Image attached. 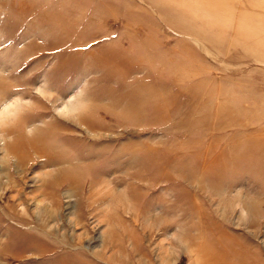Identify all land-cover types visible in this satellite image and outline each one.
Returning <instances> with one entry per match:
<instances>
[{
  "label": "rangeland",
  "instance_id": "rangeland-1",
  "mask_svg": "<svg viewBox=\"0 0 264 264\" xmlns=\"http://www.w3.org/2000/svg\"><path fill=\"white\" fill-rule=\"evenodd\" d=\"M0 264H264V0H0Z\"/></svg>",
  "mask_w": 264,
  "mask_h": 264
}]
</instances>
